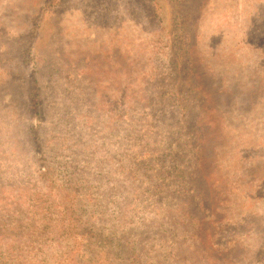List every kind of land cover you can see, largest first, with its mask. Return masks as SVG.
I'll return each instance as SVG.
<instances>
[{"label":"rangeland","instance_id":"rangeland-1","mask_svg":"<svg viewBox=\"0 0 264 264\" xmlns=\"http://www.w3.org/2000/svg\"><path fill=\"white\" fill-rule=\"evenodd\" d=\"M43 1L0 0V43ZM31 42L0 56V264H264V0H69Z\"/></svg>","mask_w":264,"mask_h":264},{"label":"trees","instance_id":"trees-1","mask_svg":"<svg viewBox=\"0 0 264 264\" xmlns=\"http://www.w3.org/2000/svg\"><path fill=\"white\" fill-rule=\"evenodd\" d=\"M69 0H44L43 5L41 6L40 10L37 12V14L32 18L33 27L34 29L30 31V33H24L23 36H20V39L15 38L13 36H10L9 39H5L2 43H0V56H5L7 54V50L4 49V45H10L11 50L10 54L13 53H19L21 55L20 60H27L30 54L33 56V48H34V42H31V39L34 36H37V31L40 28L41 22L43 21V18L46 13L50 12L51 10L67 3ZM254 33V32H253ZM252 33V36H253ZM27 35V36H26ZM251 35V34H249ZM27 38V42L24 43V41ZM13 46V47H12ZM1 61V59H0ZM35 94H33L34 96ZM38 97V96H37ZM37 145V149H38ZM44 175H46V172H44ZM247 219V218H245ZM250 225V221H248ZM263 236H261V243L260 248L261 252L264 253V232L261 233Z\"/></svg>","mask_w":264,"mask_h":264}]
</instances>
